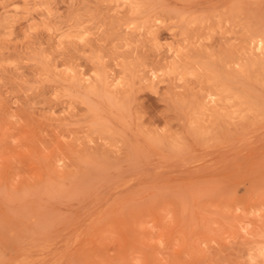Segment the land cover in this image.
<instances>
[{
  "label": "rangeland",
  "instance_id": "obj_1",
  "mask_svg": "<svg viewBox=\"0 0 264 264\" xmlns=\"http://www.w3.org/2000/svg\"><path fill=\"white\" fill-rule=\"evenodd\" d=\"M0 264H264V0H0Z\"/></svg>",
  "mask_w": 264,
  "mask_h": 264
},
{
  "label": "bare ground",
  "instance_id": "obj_2",
  "mask_svg": "<svg viewBox=\"0 0 264 264\" xmlns=\"http://www.w3.org/2000/svg\"><path fill=\"white\" fill-rule=\"evenodd\" d=\"M254 40V39H253ZM259 44V43H258ZM258 48V47H257ZM259 48H260V46H259ZM258 50V49H257Z\"/></svg>",
  "mask_w": 264,
  "mask_h": 264
}]
</instances>
